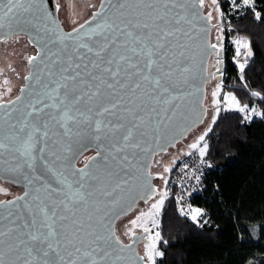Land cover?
I'll list each match as a JSON object with an SVG mask.
<instances>
[{
    "label": "snow or ice",
    "instance_id": "snow-or-ice-1",
    "mask_svg": "<svg viewBox=\"0 0 264 264\" xmlns=\"http://www.w3.org/2000/svg\"><path fill=\"white\" fill-rule=\"evenodd\" d=\"M205 3L206 0H108L107 10L111 15L104 14L101 21L87 31L83 29L89 21L65 32L52 18V11L44 7V0H0V30L6 28L9 33L0 36V42L7 43L13 35L19 40L20 33H35V43L39 46L36 54L27 60L31 65L39 59L41 65L37 73L30 70L24 77L25 80L34 77L40 91L30 92L22 109L9 110L7 105L21 102L28 85L20 89L21 95L16 96L15 101L0 100V109H3L0 112V157L11 153L15 164L10 171L18 173L26 187H33L34 191L31 200L27 199V190L14 198L24 201L17 205L15 213L6 210L7 215H0V221L6 222L0 223V264H127L128 261L136 264L134 258L122 255L132 245L125 244L115 234L111 222L106 221L109 213L105 209L117 201L105 198L129 183L131 171L138 170L133 161L148 156L152 152L150 141L158 140L159 134L180 114L181 104L173 105V102L194 95L192 92L174 93L181 83L196 79L193 74L198 55L195 48L199 47L196 41L206 29H193ZM211 3L217 5V0ZM48 4L52 7L51 0ZM241 4L251 7L254 0H241ZM241 4L232 0L233 7ZM59 7V4L54 6L55 10ZM105 7L101 0V8ZM99 15L101 13H94L92 20ZM255 17L261 19V13L255 12ZM200 18L213 20L211 12ZM216 27L217 43L207 44V48L215 52L216 72L222 77L219 65L223 62L220 59L224 49L223 28ZM28 41L34 42L31 34ZM234 43L235 59L243 79L247 58L253 54L251 44L242 37ZM241 49L245 50L242 63L239 60ZM177 74L180 80L176 79ZM222 83L221 80L211 93L215 106L213 124L221 111V103L225 111L244 113L247 121L252 120L253 114L264 115L254 107L249 110L248 104L241 105L231 92L225 93L221 101L218 97ZM252 95L260 97L261 93ZM81 104L86 111L80 109ZM94 107L98 111L93 121ZM69 122L76 127L86 125L91 132L74 133ZM51 123L63 129V137H78L75 150L71 143L62 145L63 157L48 153L55 161L63 158L66 162L59 171L52 166L55 161L50 163L45 155ZM206 135L207 132L189 145L190 149H198L201 158L208 148L207 143L201 146ZM93 146L95 155L87 157L83 168H76L74 156ZM170 170L167 166L164 168L165 173ZM152 175L150 167L144 166L145 182L140 199L148 203L157 193L158 199L150 204L148 211H140L130 221L132 228L125 233L135 237V229L142 228L148 234L144 255L139 256L142 264H156V258L164 256L157 246L160 232L152 234L148 225L159 226L157 217L168 191L152 186L148 179ZM156 175L167 185L163 174ZM48 176L59 187H53ZM6 191L0 187V192ZM41 191L47 193L43 199ZM5 204L12 205L13 200H0V205ZM127 210H132L131 205ZM180 211L185 214L183 208ZM201 213V209L195 208L187 215L199 223Z\"/></svg>",
    "mask_w": 264,
    "mask_h": 264
},
{
    "label": "trees",
    "instance_id": "trees-1",
    "mask_svg": "<svg viewBox=\"0 0 264 264\" xmlns=\"http://www.w3.org/2000/svg\"><path fill=\"white\" fill-rule=\"evenodd\" d=\"M259 5L225 31L233 44L246 38L253 57L243 79L238 64L227 57L223 83L249 110L254 107L264 113V0ZM255 12L261 13V19ZM244 115L222 108L205 136L204 191L192 199L193 209L202 210L199 223L181 214L180 184L172 182L180 160L172 167L168 196L159 214V249L164 256L156 264H264V115L253 114L251 121Z\"/></svg>",
    "mask_w": 264,
    "mask_h": 264
},
{
    "label": "water",
    "instance_id": "water-1",
    "mask_svg": "<svg viewBox=\"0 0 264 264\" xmlns=\"http://www.w3.org/2000/svg\"><path fill=\"white\" fill-rule=\"evenodd\" d=\"M52 7H49L48 0H44V7H48L50 11H52V18H54L57 23L60 25L63 31H71L73 27H77L79 24H84L85 21H89L88 24L85 25V28L83 31H87L89 27H93L96 23H99L103 17L104 14L111 15V13L107 10L108 6V0H104L105 8H101V0L99 1L98 6L92 11L91 15L85 18L82 22L73 25L72 27H66V20L61 16V8L62 5L59 3V0H51ZM55 4H59V10H55L54 6ZM101 13V15L97 16L95 20H92V16L94 13ZM211 12L213 16V20L211 22H208L204 19H201L200 17H205L207 13ZM215 17L212 11H207V2L205 3V6L200 8L199 10V16L196 17L194 23L195 28L193 31H198L200 29H206L204 32H200V36L198 41L196 43L199 45V47L195 48V51L198 53L196 64L193 70V74L196 76L195 80H189L188 84L181 83L179 85V88L177 92L174 94H184L188 92L194 93V95L191 96H185V99L183 101H174L173 105L175 104H181V108L179 109L178 116L174 119V121L169 125V127L165 130H163L159 134V139L155 140L153 139L151 142L152 145V152L146 156L142 157L139 161H133L137 164L138 170H132L131 175L132 179L129 181L128 184L123 186V189H118L111 197L105 198L106 201H112L116 200L117 202L114 205H110L109 209H105V211H108V217L106 218V221L111 222V227L114 229L115 234L120 237V239L125 244H131V248L125 249V251L122 253V255H125L127 257H132L135 259L136 264H142V262L139 260V256H143L144 254L139 252L138 249V243L140 242L139 238L136 236L134 237L135 243L132 241L125 242L121 238V233L118 230V226L124 218L129 217L133 213H135L140 205L147 204L143 200L140 199V195L143 193V185H144V176H143V167L149 166L151 172L153 175L149 177L152 186L160 190V185H158V179H160L159 176L156 174L159 172H153L152 171V165L159 155L164 157L167 155L172 149L177 148V146L180 143H183L185 139L200 125L204 123L208 116L209 108L206 105V97H207V87L209 86L210 82L214 79L221 80V76L214 70V67L216 65V55L215 52L207 48V44L210 43H217L216 37L218 35L216 24L214 23ZM31 34L33 36V43H30L37 51V45L35 43V33H20V35H23L28 40V35ZM9 35L8 30L5 28L3 30H0V36H7ZM13 35L12 37H14ZM29 42V41H28ZM252 49V48H251ZM253 53V50H252ZM36 54V53H35ZM33 54V55H35ZM32 55V56H33ZM253 57V54L251 57H248L247 59H250ZM220 59L223 61L221 65H219L222 72L224 71V50L221 52ZM203 61V63H201ZM215 62V63H214ZM38 66H41L39 64V59L35 61L33 64L28 63V73L31 70L34 74L38 71ZM27 73V75H28ZM211 73V75H209ZM26 75V76H27ZM47 77L44 78L45 82H47ZM177 80H180L181 77L179 74H177L176 77ZM25 85H28L27 88H25V91L23 93V100L21 102H15L12 105H7V108L11 110L12 108H23V102L29 97L30 92L40 91L39 86H36L35 84V78H31L29 80L24 79V83L21 86L25 87ZM20 88V89H21ZM197 89H200V91H196ZM21 95V92L19 90V94ZM17 95V96H18ZM16 97V96H15ZM15 97L10 99L15 101ZM48 102V101H45ZM103 103H107V101H104ZM80 109L82 111H86L85 106L81 104ZM3 109H0V112H2ZM50 111V110H49ZM98 111V108L94 107L93 112L91 113L93 117V121L97 118L95 113ZM87 114V113H86ZM15 116H18L19 113H14ZM101 119H104L105 117H100ZM111 119H114L113 117H108ZM70 126L73 128V132H81L83 134H89L91 130L87 128L86 125H81L80 127H76L75 125H72L71 122ZM7 126H5L6 128ZM63 129H61L58 125L55 123L50 124V139L48 141L49 148L47 152L45 153L46 157L48 158L49 162L55 161V157L48 155L50 152H55L57 155H60L63 157L62 152V145L66 143L73 144V148L75 150L76 148V141L78 139L77 136L73 135L72 137H63ZM53 141H56L57 143H53ZM107 143V142H105ZM163 149H166L164 151ZM90 156L95 155V148L94 146L92 148H89L88 150L84 151L82 154H76L74 156L73 162L75 163L76 168H83L86 160L81 164L80 160L86 155L90 154ZM12 154L11 153H5L2 157H0V161H6V162H0V181L7 182L13 185L14 187H19L21 189V193L13 196L11 198H4L0 200H13L12 205H0V215H7L6 210H11L14 213L17 211V205L23 204L24 201H15L14 198L17 196H22L24 192L27 190L29 192V196L27 197L28 200H31L32 195H34L33 187H26V184L22 177L18 173H14L10 171L14 167L15 161L11 159ZM131 159V156H130ZM66 165V162L63 160L55 161V163L52 165L56 170H62L63 167ZM67 174V173H66ZM71 178V177H70ZM48 180H52L51 176L47 177ZM95 186V182H92ZM112 184L115 183V181L111 182ZM53 187H59L55 183L54 180H52ZM35 186H38L35 185ZM108 190L111 191V186L108 187ZM47 193L44 191L40 192L41 198H45ZM158 195V193H157ZM156 197V196H155ZM154 197V198H155ZM153 198V199H154ZM150 202V201H149ZM131 205L132 210H127L128 206ZM25 215H27L25 213ZM0 223H6L5 221H0ZM118 225V226H117ZM146 233L142 232V236H144ZM7 259V258H6ZM127 264H131V261H128Z\"/></svg>",
    "mask_w": 264,
    "mask_h": 264
},
{
    "label": "rangeland",
    "instance_id": "rangeland-1",
    "mask_svg": "<svg viewBox=\"0 0 264 264\" xmlns=\"http://www.w3.org/2000/svg\"><path fill=\"white\" fill-rule=\"evenodd\" d=\"M100 0H59V3L62 5L61 8V16L66 20V25L67 27H72L73 25H76L80 22H82L87 15L91 12V10H94ZM207 2V11H212L215 17L214 23L216 26H219L220 18H221V12L219 9L218 5V0H217V5H212L211 0H206ZM217 8L219 9L217 11ZM75 22V23H74ZM235 45V43H234ZM236 47V45H235ZM28 50L31 51L29 48V45L27 42L19 39L12 41L10 43H5L0 45V69H3V72L0 73V100L6 97H9L14 94V91L17 86L20 85L21 83V77H19L15 70H16V60L18 58V54L21 55V51ZM30 53V52H29ZM225 55V53H224ZM225 59V57H224ZM9 65L11 67H9ZM14 69V71H13ZM8 80L9 83L5 84L4 81ZM223 82V76L221 78ZM221 80L213 79L209 86L207 87V97H206V105L209 108L208 116L204 123L200 125L197 129H195L186 139L183 143H180L177 148L172 149L167 155H165L162 159L163 162L159 167V173L163 174V176L168 180V177L170 175V171L165 173L164 168L167 166L170 169L175 165V163L182 159L185 154L190 153L191 151L193 152H198L197 150H193L189 148V145L197 140V138L204 134L205 132H209V128L213 125L212 123V116L215 114V106L212 105V96L211 93L213 90H215L216 85L218 83H221ZM11 89V91H8V89ZM231 91H227L224 88V83L221 85V90H220V96L218 97L223 100V95L225 93H228ZM232 93V92H231ZM243 105V104H241ZM221 109L224 108L223 103L220 105ZM253 118V117H252ZM205 140L201 142V146L204 144ZM175 161V163H173ZM158 185H160V191L165 190L166 185L164 183L163 179H158ZM0 187L5 188L7 191L6 192H0V195H7L11 194L14 191L12 190L11 187L5 185L4 183L0 182ZM155 199H158V195L150 202L147 204H142L139 209L130 215L129 217L124 218L121 222L119 221L118 223V230L121 234H123L127 239H131L130 236L125 235V233L128 231L129 228H132V225L130 221L132 219H135L137 215H139L140 211H148L150 204L155 201ZM159 219V216L157 217ZM151 228L152 234H154L156 231H159V226L158 227H152V225L149 223L148 225ZM135 231H143L142 228H136ZM149 242V241H148ZM160 242V241H159ZM159 242H158V249H159ZM160 250V249H159ZM161 251V250H160ZM158 258V257H157ZM156 258V259H157Z\"/></svg>",
    "mask_w": 264,
    "mask_h": 264
},
{
    "label": "built area",
    "instance_id": "built-area-1",
    "mask_svg": "<svg viewBox=\"0 0 264 264\" xmlns=\"http://www.w3.org/2000/svg\"><path fill=\"white\" fill-rule=\"evenodd\" d=\"M237 4H241V0H236ZM261 0H254V4L251 7H246L241 4L240 7H233L232 0H218L219 9L221 12V18L219 27L223 28V41L224 44V57L225 59L229 57L236 62V47L226 36L225 31H227L232 22L244 17L250 10H258L260 8ZM244 49H241V56L239 57L240 62H243L245 57L243 56ZM188 167L185 168L184 165ZM208 168L205 163L202 162L201 157L198 152H193L180 159L178 167L173 174L172 182L180 184V190L177 192V197L179 199L180 209H184V215L193 209L192 199L196 194L202 193L204 191V186L202 184L203 174L205 169ZM196 177H199L197 181Z\"/></svg>",
    "mask_w": 264,
    "mask_h": 264
},
{
    "label": "flooded vegetation",
    "instance_id": "flooded-vegetation-1",
    "mask_svg": "<svg viewBox=\"0 0 264 264\" xmlns=\"http://www.w3.org/2000/svg\"><path fill=\"white\" fill-rule=\"evenodd\" d=\"M92 11H93V10H91V12L87 15V17L91 15ZM87 17H86V18H87ZM66 27H67V26H66ZM20 39L28 43L29 48H30L31 51L24 50V51H21V55L18 54V58H17V60H16V70H15V72H16V74H17L19 77H21V78H20V79H21V83H20L19 86L16 87V89H15L13 95L1 99V100H4V101L10 100V99L14 98L15 96H17V95L19 94V90H20L21 86H22L23 83H24V77H25V76L27 75V73H28V60H27V57L32 56L33 54L36 53V49H35V48H34V47L28 42V40L26 39L25 36L20 35ZM15 40H16V39H15V36H14V37H12V39L8 40L7 43H10V42L15 41ZM7 43H6V44H7ZM1 44H5V43H4V42H0V45H1ZM29 52H30V53H29ZM214 63H215V62H214ZM216 68H217V65H215L214 70H216ZM90 155H91V153H90V154H86V155L80 160V163L82 164V163L87 159V157H89ZM162 158H163V157H162L161 155H159L158 157H156V159H155V161H154V163H153V165H152V171H153L154 173H155V172H159V170H160L159 167H160V165H161L162 162H163V159H162ZM0 182H2V181H0ZM2 183H4L5 185L11 187L12 190H13L14 192L11 193V194H7V195H0V199L11 198V197L16 196V195H18V194L21 193V189H20L19 187H16V186L14 187L13 185H11L10 183H7V182H2ZM141 206H142V205H140V207H141ZM142 232H143V231H137V232H136V233H137L136 237L139 238V240H140V242L138 243V249H139V252L142 253V254H144V247H145V245L148 243V240L146 239V236H147L148 234L146 233L144 236H142ZM121 238H122L125 242H129V241H132V240L134 239V237H131V239H127L123 234H121Z\"/></svg>",
    "mask_w": 264,
    "mask_h": 264
}]
</instances>
